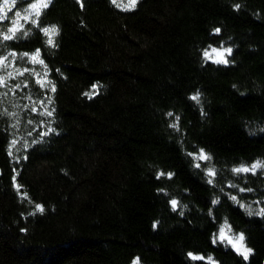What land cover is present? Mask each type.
<instances>
[{"label": "trees", "instance_id": "1", "mask_svg": "<svg viewBox=\"0 0 264 264\" xmlns=\"http://www.w3.org/2000/svg\"><path fill=\"white\" fill-rule=\"evenodd\" d=\"M36 1L0 13V264H264V0Z\"/></svg>", "mask_w": 264, "mask_h": 264}, {"label": "snow or ice", "instance_id": "2", "mask_svg": "<svg viewBox=\"0 0 264 264\" xmlns=\"http://www.w3.org/2000/svg\"><path fill=\"white\" fill-rule=\"evenodd\" d=\"M15 3H16V0H12V3H11V6L9 5V0H4V4L3 6H0V13H4V10L7 8L8 11H11L12 10V7L15 6ZM51 3V0H37L36 3H29V8L35 13L36 16H39L40 15V12L42 9H45V8H48L49 5ZM113 3H116V0H113ZM136 4V0H130V3L129 5L125 6V10H127V8L129 6L131 7H134ZM83 6V5H81ZM118 7L120 6L119 4L117 5ZM25 11H28V9H26ZM15 15L17 17H20V13L19 12H16ZM7 16L6 14L4 15H0V20H4L6 19ZM25 20L29 19L28 16H25L24 17ZM13 27L9 28L8 29V33L7 34H4L3 35V39L4 40H11V39H14L15 38V33L17 31H20L21 29L18 28L16 26L17 22L16 21H13ZM32 23H36V20H32ZM42 31L45 33V35H48L50 32H56L57 30L55 28H52V29H49V28H43ZM217 32H219V29L216 30ZM26 34V33H25ZM48 44H53V41L52 39L50 38L48 40ZM226 52H228L229 54L231 53V49H226L225 50ZM212 52L213 53H216L218 56L222 57L223 56V52H218L217 49H212ZM14 55V54H13ZM24 55H28L27 53H25ZM40 56V52L39 50L37 49L36 52L32 55L31 57V60L34 62V63H40V64H43V60H39L38 57ZM204 56L206 58H211L210 56V53L208 52H205L204 53ZM5 60L7 59V57L4 58ZM216 62H225L224 60H218ZM54 90V89H53ZM193 99H198V97H192ZM48 115H51V113L49 112ZM169 115H171V113H169ZM198 159H209V157H207L203 152L200 153ZM197 167H199V165H197ZM257 167H260L259 164H255L252 166L251 169L249 168H237V169H234L233 171L235 172H248V171H255V169ZM215 173L210 169L209 172H208V175L209 176H213ZM211 182V181H209ZM233 199H235V197H233ZM172 205H173V208H175L176 206V201L173 200L172 201ZM37 209L39 211H43V208L40 206V205H37L36 206ZM261 214H264V211H262ZM225 227H228V230L230 231V227L227 226V224H225ZM225 227H222L220 228L219 230V235L216 237V239H218L220 242H227L228 244L232 245V247L241 255H243L244 259L247 260L248 259V255L249 253L251 252V249L249 248H245L244 245H243V240H244V236L243 234L237 236V237H231V236H228L225 232ZM191 255V254H189ZM193 259H204L203 257H199V256H193L192 257ZM209 260H211V257L208 258ZM133 264H138V261H134Z\"/></svg>", "mask_w": 264, "mask_h": 264}, {"label": "rangeland", "instance_id": "3", "mask_svg": "<svg viewBox=\"0 0 264 264\" xmlns=\"http://www.w3.org/2000/svg\"><path fill=\"white\" fill-rule=\"evenodd\" d=\"M36 2H37V1H36ZM36 2H35V3H36ZM32 12H33V11H32ZM212 49H217L218 52H223V56L220 57V56H218L216 53H213V52H212ZM226 49H229V48H226V47H213V48L208 49L206 52L210 53L211 58H209V59H211V60L218 61V60H221V59H222V60H224V61H227V58H228L229 53L225 51ZM225 232H226V234H227L228 236H231V237H237V236L240 235V234H238V235L232 234V233L229 232L227 229H225ZM225 242H226V241H225ZM229 245H230V244H229ZM243 245H244L245 248H247L246 245H245V243H244V240H243ZM231 246H232V245H231Z\"/></svg>", "mask_w": 264, "mask_h": 264}]
</instances>
